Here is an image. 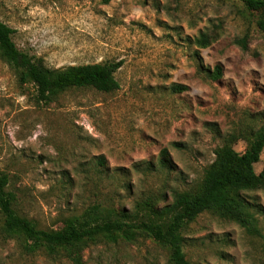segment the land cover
Segmentation results:
<instances>
[{
    "label": "rangeland",
    "instance_id": "1",
    "mask_svg": "<svg viewBox=\"0 0 264 264\" xmlns=\"http://www.w3.org/2000/svg\"><path fill=\"white\" fill-rule=\"evenodd\" d=\"M259 19L239 0H0V21L18 49L48 68L123 63L117 92L72 89L44 104L0 58V174L17 196V214L46 231L95 205L138 221L147 200L161 209L197 191L219 148L234 136L244 153L264 130ZM201 33L217 40L200 49ZM263 169L264 152L255 166ZM241 194L264 236V192ZM4 221L0 212V264H71L63 250L31 252L5 233ZM182 234L191 264H264V240L218 213L202 214ZM84 258L173 264L169 249L146 235L99 238Z\"/></svg>",
    "mask_w": 264,
    "mask_h": 264
},
{
    "label": "trees",
    "instance_id": "2",
    "mask_svg": "<svg viewBox=\"0 0 264 264\" xmlns=\"http://www.w3.org/2000/svg\"><path fill=\"white\" fill-rule=\"evenodd\" d=\"M239 1L249 11L259 14L258 24L264 28V0ZM13 34L14 30L0 21V58L16 72L21 85H34L40 103H52L61 93L72 89L93 88L103 93H114L120 89L116 73L122 62L48 68L40 60L21 52L13 41ZM216 40L215 36L201 33L194 44L207 49ZM213 73L214 78L220 80L222 68L217 66ZM174 90L181 92L186 89L176 86ZM234 140L236 137L233 136L230 144L216 151L215 161L206 169L203 183L197 191L178 194L173 204L161 209L156 200H147L144 203L147 215L138 221L127 214L113 217L110 211L95 205L82 216L67 220L59 230L38 229L33 221L17 214L14 209L17 196L8 191V176L0 174V212L5 219L4 231L10 236L23 238L31 252L44 249L50 255H57L63 250L71 264H87L84 251L89 242L99 238L133 242L138 235H146L168 248L173 264H191L184 252L182 231L207 212L218 213L264 240L258 220L250 211L251 205L241 194L251 190L264 192V169L260 174L255 170L264 152V130L254 136L244 153L233 148ZM162 155V164L167 165V150Z\"/></svg>",
    "mask_w": 264,
    "mask_h": 264
}]
</instances>
